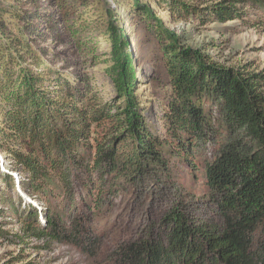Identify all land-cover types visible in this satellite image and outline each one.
Segmentation results:
<instances>
[{"label":"trees","instance_id":"trees-1","mask_svg":"<svg viewBox=\"0 0 264 264\" xmlns=\"http://www.w3.org/2000/svg\"><path fill=\"white\" fill-rule=\"evenodd\" d=\"M31 1L53 9L41 19L43 26L59 20L72 43L89 36L96 28L91 16L98 14L111 44L105 74L114 96L104 102L87 83L46 63L24 32L38 36L32 27L42 15L15 0L18 5L6 12L23 25L15 24L12 35L0 32V153L7 161L2 180L40 206L21 207L11 195L0 196L22 226L19 241L68 242L94 264H264V68L223 65L201 49L182 46L155 10L204 25L245 21L244 9L252 8L256 22L264 20V0H129L130 13L146 22L162 48L164 73L152 79L166 88L160 129L148 118L117 16L120 0ZM182 167L201 173L214 213L194 220L176 198L162 213L161 231L118 239L110 255L100 256L102 233L94 224L108 199L152 174L176 191Z\"/></svg>","mask_w":264,"mask_h":264},{"label":"rangeland","instance_id":"rangeland-1","mask_svg":"<svg viewBox=\"0 0 264 264\" xmlns=\"http://www.w3.org/2000/svg\"><path fill=\"white\" fill-rule=\"evenodd\" d=\"M40 1L42 3L44 0ZM43 3L38 5L31 0H25V5L22 6L20 3L21 7L18 6L23 7L28 13H35L38 8L42 15L41 18L35 16L33 22L35 25L32 27L38 28L40 31L38 36H35L34 32L24 30L31 39V45L39 50L46 63L53 65L71 80L79 79L83 85L87 83L104 102L111 101L114 96L113 88L105 74V69L111 65V44L104 32V24L96 19L98 14L94 11L91 16V19L96 21V28L91 27L87 32L89 36L82 34L83 36L79 37L81 40L72 43L59 20L58 23L53 21L52 25L49 22L48 27L43 26L41 19L47 13L53 14V9L48 8L46 2ZM109 3L114 5L113 0H109ZM12 5L18 3L15 0H0V32L12 31L10 35L16 33L15 24L23 25L6 12ZM116 9L120 27L128 41V51L134 60V68L141 83L140 90L144 102L150 107L148 118L157 129H160V101L164 100L166 88L156 87L152 79L162 77L164 73L161 45L146 26V22L130 13L129 0H120ZM155 10L165 26L178 36L182 46L201 49L214 61L223 65L236 66L246 63L251 67L264 68V20L256 22L250 20L255 18L254 9H244L245 21L239 19L225 23L208 21L204 25L196 19L174 21L167 11L157 6ZM55 32L57 37L54 36ZM114 101L122 103L123 100L115 98ZM6 166L7 161L0 153V196L11 195L17 202L16 205L22 207L24 202L31 203L40 210L37 200L30 198L20 189L6 187L2 180ZM178 172L181 186L176 191L152 174L138 180L132 190H121V193L111 197L110 202L108 199L109 208L108 205L104 208V214L94 224L97 227L95 229L102 233L99 240L100 256L110 255L118 239L140 238L151 231L154 233L161 231L162 213L173 202H177L176 198H179L185 212L194 220H203L214 213V206L205 200V189L199 178L201 173L191 174L184 167ZM12 176L14 179L18 177L16 173ZM8 207L6 202L0 201V264H20L29 260L36 264H94L93 258L68 242H45L35 238L19 241L18 237H23L22 226L17 218L9 214ZM41 219L42 216L39 214L40 223L43 220ZM96 233L94 231L95 235Z\"/></svg>","mask_w":264,"mask_h":264}]
</instances>
